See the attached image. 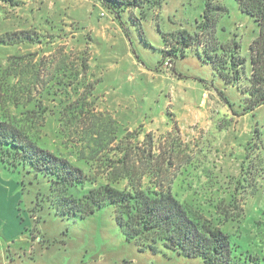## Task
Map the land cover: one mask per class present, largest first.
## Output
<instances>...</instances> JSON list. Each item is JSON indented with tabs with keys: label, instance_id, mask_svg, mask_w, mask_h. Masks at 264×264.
Instances as JSON below:
<instances>
[{
	"label": "rangeland",
	"instance_id": "obj_1",
	"mask_svg": "<svg viewBox=\"0 0 264 264\" xmlns=\"http://www.w3.org/2000/svg\"><path fill=\"white\" fill-rule=\"evenodd\" d=\"M158 1L146 18L140 9L125 7L121 18H115L114 4L110 9L104 0H0V36L24 30L53 42L44 49H0V67H6L12 55L37 52L39 59L51 47L45 55L55 59L52 71H77L84 55L90 71L86 84L97 83L96 105L89 116L85 113L63 132L60 100L68 94L70 103L75 101L83 86L78 81L77 87L71 83L58 92L56 82L48 83L45 77L48 86L38 85L34 99L43 89L59 95L56 102L43 99L50 110L38 132L41 143L80 165L81 150L90 153L91 142L85 137L94 117L101 122L112 119L119 137L127 131L142 134L137 157L142 167L141 155L149 148L145 136L151 135L167 156L172 154L171 172L163 180L173 181L181 199L204 203L214 197L229 202L235 195L239 217L228 204L236 219L223 230L230 234L233 257L240 264H264V105L245 113L247 98L241 91L250 77L249 49L258 27L235 0ZM209 1L228 10L218 17L216 38L220 43H239L240 56L247 60L246 82L239 88L223 84L199 57L202 49H185L174 65L170 61L161 65L166 50L162 34L200 32L198 23L204 20ZM109 156L115 158L113 153ZM0 182L10 194L0 216V264H202L201 259L180 256L162 245L156 254L142 251L121 231L112 206L87 219L57 216L45 199L48 186L27 171H9L0 163ZM214 222L220 223L215 218Z\"/></svg>",
	"mask_w": 264,
	"mask_h": 264
},
{
	"label": "trees",
	"instance_id": "obj_2",
	"mask_svg": "<svg viewBox=\"0 0 264 264\" xmlns=\"http://www.w3.org/2000/svg\"><path fill=\"white\" fill-rule=\"evenodd\" d=\"M109 1L111 4L105 0L104 4L110 9L115 6V18H121L124 7L132 11L140 9L142 17L146 18L159 4L158 0ZM235 1L258 27V36L249 49L250 77L245 78L247 82L243 80L247 60L240 56V44L236 41L220 43L215 36L218 17L228 10L210 1L204 20L198 23L200 32L191 35L182 30L162 34L166 50L161 65L168 61L174 65L179 56H185V49H202L199 57L213 67L215 75L226 87L239 88V84L246 82L241 90L247 98L244 112L251 113L264 105V0ZM134 23L139 25L137 18ZM52 43L49 38L32 31L0 36V49L33 46L44 49V45L48 47ZM49 49L51 52V47ZM38 54L12 55L8 65L0 67V163L9 171L24 170L35 179H42L48 186L45 199L63 219H87L112 206L119 228L142 251L150 250L156 254L158 245H162L180 256L201 259L202 264H240L233 257L230 234L223 231L227 224L239 217L235 195L229 202L214 197L204 203L181 199L174 190L173 181L166 183L163 180V176L171 172L172 154L167 156L168 151L160 143L157 146L151 135L145 136L149 148L141 155L142 167H138L137 161L142 134L138 130L127 131L119 137L112 119L101 122L94 117L92 131L85 137H89L87 142H93V146L88 145V155L81 150L78 157L83 166L41 143L38 132L45 127L50 110L43 99L52 97L49 100L56 102L59 95L43 89L40 98L34 99L38 85L42 88L48 86L44 78H48V83L56 82L58 92L68 89L71 83L77 87L78 81L83 86L81 95L75 87L79 96L75 101L70 103L68 94L60 100L64 106L60 112L63 132L74 126L85 113L90 115L89 109L96 105L94 92L97 83L86 84L90 71L84 55L77 71H52L53 55L44 54L38 59ZM220 94L223 96L222 92ZM224 99L229 104V100ZM115 142H118L116 147L109 149ZM108 149L115 158L109 154L104 158L101 156ZM237 185L245 188L240 181ZM238 190L236 187L235 192ZM228 204L236 210V218L229 214ZM214 218L220 223L216 224Z\"/></svg>",
	"mask_w": 264,
	"mask_h": 264
},
{
	"label": "snow or ice",
	"instance_id": "obj_3",
	"mask_svg": "<svg viewBox=\"0 0 264 264\" xmlns=\"http://www.w3.org/2000/svg\"><path fill=\"white\" fill-rule=\"evenodd\" d=\"M9 195V193L5 192L3 183L0 182V216H2L5 200Z\"/></svg>",
	"mask_w": 264,
	"mask_h": 264
},
{
	"label": "built area",
	"instance_id": "obj_4",
	"mask_svg": "<svg viewBox=\"0 0 264 264\" xmlns=\"http://www.w3.org/2000/svg\"><path fill=\"white\" fill-rule=\"evenodd\" d=\"M168 65V64H167Z\"/></svg>",
	"mask_w": 264,
	"mask_h": 264
}]
</instances>
